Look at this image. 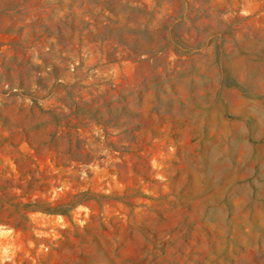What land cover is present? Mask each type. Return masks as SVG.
Listing matches in <instances>:
<instances>
[{
    "label": "rangeland",
    "instance_id": "1",
    "mask_svg": "<svg viewBox=\"0 0 264 264\" xmlns=\"http://www.w3.org/2000/svg\"><path fill=\"white\" fill-rule=\"evenodd\" d=\"M0 264H264V0H0Z\"/></svg>",
    "mask_w": 264,
    "mask_h": 264
}]
</instances>
